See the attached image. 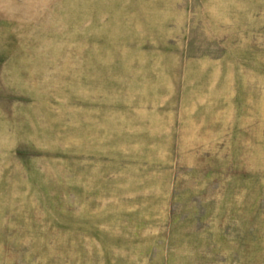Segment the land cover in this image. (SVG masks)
Returning a JSON list of instances; mask_svg holds the SVG:
<instances>
[{
    "label": "rangeland",
    "instance_id": "obj_1",
    "mask_svg": "<svg viewBox=\"0 0 264 264\" xmlns=\"http://www.w3.org/2000/svg\"><path fill=\"white\" fill-rule=\"evenodd\" d=\"M0 264H264V0H0Z\"/></svg>",
    "mask_w": 264,
    "mask_h": 264
}]
</instances>
